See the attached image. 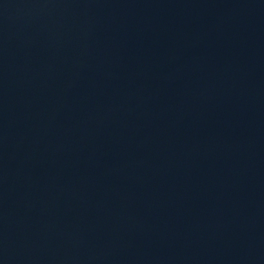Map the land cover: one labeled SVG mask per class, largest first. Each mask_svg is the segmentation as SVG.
I'll list each match as a JSON object with an SVG mask.
<instances>
[{
    "label": "water",
    "instance_id": "water-1",
    "mask_svg": "<svg viewBox=\"0 0 264 264\" xmlns=\"http://www.w3.org/2000/svg\"><path fill=\"white\" fill-rule=\"evenodd\" d=\"M0 264H264V0H0Z\"/></svg>",
    "mask_w": 264,
    "mask_h": 264
}]
</instances>
